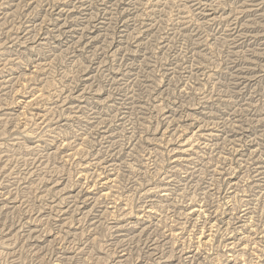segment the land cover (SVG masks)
Wrapping results in <instances>:
<instances>
[{"label": "rangeland", "instance_id": "rangeland-1", "mask_svg": "<svg viewBox=\"0 0 264 264\" xmlns=\"http://www.w3.org/2000/svg\"><path fill=\"white\" fill-rule=\"evenodd\" d=\"M0 264H264V0H0Z\"/></svg>", "mask_w": 264, "mask_h": 264}, {"label": "bare ground", "instance_id": "bare-ground-1", "mask_svg": "<svg viewBox=\"0 0 264 264\" xmlns=\"http://www.w3.org/2000/svg\"><path fill=\"white\" fill-rule=\"evenodd\" d=\"M217 211H218V210H217ZM200 213H201V212H200ZM199 215H200V214H199ZM204 216H205V215H204ZM207 223H208V222H207ZM213 225H214V224H213ZM213 225H212V226H213ZM205 227H206V226H205ZM19 229H20V228H19ZM209 229H210V228H209ZM202 232H203V231H202ZM58 263H59V262H58Z\"/></svg>", "mask_w": 264, "mask_h": 264}]
</instances>
